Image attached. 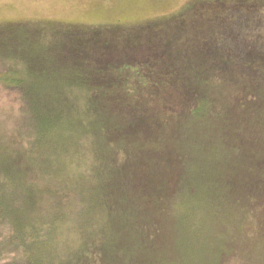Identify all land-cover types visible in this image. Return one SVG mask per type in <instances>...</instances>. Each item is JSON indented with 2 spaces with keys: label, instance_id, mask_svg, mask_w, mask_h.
Segmentation results:
<instances>
[{
  "label": "trees",
  "instance_id": "1",
  "mask_svg": "<svg viewBox=\"0 0 264 264\" xmlns=\"http://www.w3.org/2000/svg\"><path fill=\"white\" fill-rule=\"evenodd\" d=\"M262 13L264 0H195L170 19L0 25V92H16L32 110L12 128L10 145H0V264H185L194 244L209 243L206 232L264 246ZM216 79L233 87L223 92ZM216 98L231 101V128L198 152H211V168L184 186L187 117L206 118L215 134L224 128ZM80 108L85 116L74 121ZM67 110L69 129L82 131L71 140L90 166L74 164L78 153L62 166V152H36ZM35 123L38 139L26 133ZM229 148L245 168L230 167ZM17 185L41 221L7 223ZM184 192L190 207L175 216ZM215 259L210 250L186 260Z\"/></svg>",
  "mask_w": 264,
  "mask_h": 264
},
{
  "label": "rangeland",
  "instance_id": "2",
  "mask_svg": "<svg viewBox=\"0 0 264 264\" xmlns=\"http://www.w3.org/2000/svg\"><path fill=\"white\" fill-rule=\"evenodd\" d=\"M193 1L195 0H0V25L17 24L15 26H19L34 24L36 26H49L58 24H81L87 26H100L119 21L138 23L157 18L170 19L178 12L185 9ZM261 19H264V13L261 14ZM259 34H261V38L263 37L264 39V27L259 30ZM215 84L220 85L219 90L223 92H227L233 87L221 84L219 79L215 80ZM221 86L224 87L221 88ZM234 89L238 90L239 86H235L233 90ZM230 102L231 101L228 99L216 98L214 100V103L220 109L219 117L224 120V128L221 127L220 130H215V134L212 133L214 125L208 122L206 118H195L194 116L187 117V121L189 123L184 127V129H186L184 136H181V142H183L187 154L183 156V163H181L180 160V163L183 166L182 170L184 171L182 182L184 186L194 184L196 177H203L202 171L204 169L210 170L211 152L205 155L199 153L205 152V149L203 148L207 149L215 147L216 139L224 136L226 127L231 128L225 121V116L228 111L227 105ZM21 103L19 95H17L16 92H0V145L3 147L5 145H10L11 134H16V131H13L15 124L18 123L19 125L22 116H27V113L32 111L30 106L26 103ZM237 103L239 102L236 100L233 101V104ZM208 104L210 105L211 103L207 100L204 103V107ZM23 106L25 107L24 110ZM256 106L250 104L246 108L257 111ZM85 111L86 110L83 108H80L78 119L71 115L72 119L74 121L82 122L85 116ZM205 112H208V110L205 109ZM67 120H71L68 110L65 111L62 119L63 124L60 125L56 133H46L51 136V139L45 142L40 141L36 148V152L38 154L41 153L45 156L50 153L62 152V157L65 160L61 161L60 159L59 163L62 166L65 162L72 163L73 159H76V157H73V154L76 155L79 152V146L83 147L81 142L71 140L75 139L78 141L82 137L81 129H69ZM93 120L96 121L97 117H93ZM26 128V133L28 135L36 139L42 137V134H39L37 130L38 127L36 123ZM232 131L235 133L234 130ZM181 132L182 131L180 130L177 135L180 136ZM62 136L65 140L61 139ZM58 137H60L59 143L55 141V138ZM229 138L233 139L234 137ZM15 142L16 141L13 137V145ZM220 142L221 140L218 139L217 143L220 144ZM51 143L59 148L52 146ZM232 144L237 145L235 141H232L231 145ZM200 146L202 148H200ZM223 152L229 156V161L231 162L230 167L238 169L246 167L243 163L245 159L240 155V152L236 153V151L231 148L224 149ZM87 156L88 155H86L85 150H83V153L82 151L78 153V157L76 161H74L75 163H73L81 167L90 166L84 162ZM255 159L260 161L258 156H256ZM1 164V173L3 171L4 174H7L5 171L6 166ZM75 181L74 177L71 178L70 184H74ZM22 188H24V185H17L12 191L8 192L9 197L7 201H13L8 205L12 214L8 217L7 223L9 225H12V221H16L22 217H25L26 220H30L32 215L35 217L37 222L43 219L42 213L33 208L29 201L21 196L20 190ZM180 198L182 210L177 208L174 215L186 216L184 212L190 207V197L188 193L184 192ZM205 234L209 237V243L204 245L202 244L201 246L194 244L192 246L194 249L191 250V254L189 251L185 252V254L188 255L184 260L185 264H190L186 260L190 256L196 255V258L197 256L202 257V251L210 250L216 252V259L213 262L204 261L201 264H264V246H245L240 243L234 244L229 239L220 238V235H216L217 237H214L215 234H212L211 232H206ZM181 238L182 233L180 234V239ZM235 248L237 249L235 250ZM234 252H237L240 256L239 261L230 257V255ZM34 256H36V253H34ZM205 257L208 259L209 254H206ZM45 264L49 263L46 261Z\"/></svg>",
  "mask_w": 264,
  "mask_h": 264
}]
</instances>
